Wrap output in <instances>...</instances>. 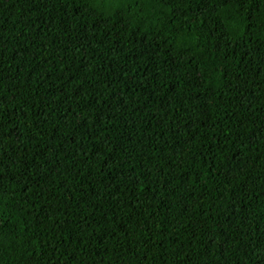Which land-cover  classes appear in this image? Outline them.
Returning <instances> with one entry per match:
<instances>
[{
  "label": "trees",
  "instance_id": "1",
  "mask_svg": "<svg viewBox=\"0 0 264 264\" xmlns=\"http://www.w3.org/2000/svg\"><path fill=\"white\" fill-rule=\"evenodd\" d=\"M0 264H264V0H0Z\"/></svg>",
  "mask_w": 264,
  "mask_h": 264
}]
</instances>
